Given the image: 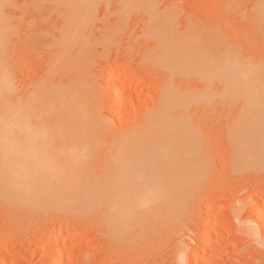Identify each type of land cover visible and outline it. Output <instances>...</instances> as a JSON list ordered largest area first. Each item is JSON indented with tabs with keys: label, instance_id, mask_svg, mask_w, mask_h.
Here are the masks:
<instances>
[{
	"label": "rangeland",
	"instance_id": "1",
	"mask_svg": "<svg viewBox=\"0 0 264 264\" xmlns=\"http://www.w3.org/2000/svg\"><path fill=\"white\" fill-rule=\"evenodd\" d=\"M3 1L6 3L0 1V41L2 40V46H0L4 51L3 57L8 69L14 66L12 69L15 71V77L12 78L15 80H13L15 86L20 87L19 90L22 89L21 86L33 82L42 74L45 65L47 66L46 62L48 63V59L54 53L53 51L58 49L59 41L63 36L65 38L66 34L63 35L64 22H67L68 25L70 20L74 22L73 16H76L75 12H79L78 18L75 17L78 22L81 21V16H86V13H89L90 16L86 18H90L88 22L91 25L88 23L89 26L87 24L88 27H86L82 21L77 25L82 24L86 30L85 35L87 33L90 35V37L84 36L87 37L86 39L89 38L85 44H90L91 51L94 49L91 53L90 48H87L89 45L86 44V48L84 46L85 53L88 52L87 55H89L86 57L89 65L87 70L92 73L94 82H98V88L102 87L98 93L103 102L101 113L103 117L106 116L105 118L109 119L113 128H117L115 131L123 129L133 118L134 120L135 117L139 118L142 111L157 103L159 88H161L159 84L164 76H168L169 72L159 63L145 61L147 51L153 45L155 38L144 31L148 27L151 17L145 10L149 8L147 4V8H144L146 3H142L144 0L137 5H132L131 0H91L89 9L79 3V0ZM258 1L233 0L232 4L231 0H155L156 15H158V11L161 15L165 11L164 8L172 9L171 6L179 13L176 14L178 17L176 16L172 22L176 24V20H178L179 25H176L179 29L175 27L176 30L184 29L186 22L193 15L198 20L200 18L203 21L207 20L206 22L210 24L209 27L215 25L214 27H217L219 31H224L225 35H229L238 46L240 45L243 52L245 50L247 54L253 52L252 54L261 56V53L264 54V25L260 26L262 23L259 20L261 16L257 11ZM82 20L84 19L82 18ZM73 22L71 23L73 24ZM198 23L200 26V22ZM115 24L119 25L117 30H115ZM65 26L67 27L66 24ZM33 28L37 30H33ZM105 29L111 30L106 31ZM104 30L106 35L102 32ZM34 31L39 35L36 36ZM107 33L109 36L111 34L110 38ZM30 34H34V36ZM105 36L109 39H106L108 41H105L106 43L102 39ZM260 51L262 52L260 53ZM121 71L126 76L128 75L129 79L122 78L123 82L120 80L121 86H125V89L118 93L123 103L114 112L111 110V97L109 98L105 93L111 78L116 72L121 73ZM190 79L188 82L194 84V87H200L195 84H202L199 79ZM219 86L215 83L210 88L219 91ZM201 102L194 103L196 105L191 106L194 110L191 108L190 110L194 121L196 120L198 125L200 124L203 131L205 129L204 134L211 136V138L208 136L210 141L207 142L208 148L211 152L213 151L211 160H214L212 161L214 165L211 166L209 163L211 172L208 171L205 178L198 180L193 185V193L187 197L188 199H185L182 213L170 212L168 217L159 218V220L155 217V221L153 220L151 225L144 226L141 231H138L139 234L133 241H129V235L134 227L127 224L119 230V233L110 234L105 221L107 207L101 191L104 185V165L112 152V144L109 146L108 144L113 141V136L111 139H108L111 135L106 136L108 137H105L106 139L102 137L104 142L96 145L95 150L94 148L88 149L89 151L74 149L70 152L67 148L58 147L55 153L36 147L17 152L16 157L20 163L47 156L53 161L52 165L66 163L71 168L70 174L65 175L59 172L54 179L45 181L43 186L32 188L25 194L27 203L19 202L18 198L14 197L10 191L9 184H13L14 181L7 173L10 152L1 141L0 264H56V261H59L57 264H181L182 261L178 263L177 258L181 251L182 254H186L185 258L188 259V261L185 259L187 262L184 260L182 264H206V262L212 264V259L215 256L219 258L216 264L219 262L220 264L222 262L229 264L226 262L228 259L230 264H262L264 262V225L260 224L262 228L260 226L257 233L258 239H263L261 240L263 244L256 237L248 234L244 225L251 224V222L248 223V220L252 223L258 222L255 221V213H253L254 209L252 210L251 205H253L254 198L259 196H257V190L261 191L260 187L264 189V171L256 173L247 167L236 170H230L228 166L227 169L225 168L228 165V157H226L228 148L225 149L228 146L225 136L226 129H228L230 120L233 121L234 116L244 107L245 100L235 94L229 99L217 95L209 106ZM49 151H51L50 154ZM224 151L226 155H224ZM53 153L55 154L52 155ZM81 160L91 162L86 165ZM262 191L264 192V190ZM262 201H264V197ZM263 204L264 202L262 206ZM262 206L256 211L262 212L263 210L264 212V206ZM237 208L240 209L238 216L234 213ZM205 222H210L211 229L214 227V237L211 248L209 250L207 248L203 253L205 248L202 243L200 244L199 238L202 235V227L205 226ZM68 232L71 233L68 235ZM217 239L219 240L217 241ZM2 241L6 243L4 244ZM51 242L54 244L50 245ZM7 247L8 250H4ZM216 248H218L217 251H215ZM253 252L257 254L255 255ZM239 254L243 257H240ZM211 257L213 258L211 259ZM54 258L57 260L54 261Z\"/></svg>",
	"mask_w": 264,
	"mask_h": 264
},
{
	"label": "bare ground",
	"instance_id": "2",
	"mask_svg": "<svg viewBox=\"0 0 264 264\" xmlns=\"http://www.w3.org/2000/svg\"><path fill=\"white\" fill-rule=\"evenodd\" d=\"M0 1L4 2L3 0ZM131 1L132 5H137L143 0ZM144 2H146L144 8L149 7L145 10L151 16L149 23L147 22L148 27L144 31L155 38L153 45L147 51L145 61L159 63L166 68L169 74L166 71L168 76H164L159 84L161 88H159L157 103L155 102L156 104L145 109V111L141 110L139 118L135 117V120L133 118L121 130L115 131L117 128H113L109 119L105 118L106 116L103 117L101 113L103 102L98 94L102 87L99 85L101 88H98V82H94L92 73L87 70L89 65L86 57L89 55H87V50L85 53L84 46L86 48V44H88L87 48H90L89 43L85 44L86 40L89 39L86 38L90 35L88 33L85 35V27L83 28L82 24L77 25V23L80 24L82 21L86 27L91 25L88 22L89 13H86V16H81V21L78 22L76 19L79 12H75L77 14L74 15L77 18L73 16L74 22L70 20V23H76L75 25L70 24L69 20V25L64 22L67 27L65 24L63 25L65 27H62L64 29L63 35L66 34L67 36L65 35V38L63 36L59 41L58 49L53 51L54 53L52 52L53 55L48 59L49 61L47 60V66L45 65L42 74L37 78L33 77L35 78L33 82L29 83V81V84L21 86V90H19L20 87H16L18 85L15 86V80L12 78L15 77V71L12 69L14 66L10 67L11 70L8 69L9 67L3 57L4 51L1 49L2 40L0 41V142L2 141L1 143L6 145L10 152L7 161V173L9 177L14 179L13 184H9L11 193L18 198L19 202L27 203L25 194L32 188L43 186L45 181L54 179L59 172L68 175L71 171L70 166L66 163L52 165L53 161L47 156L20 163L16 157L17 152L36 147L53 152L58 147L67 148L70 152L74 149L89 151L100 142H104L102 137L111 135L108 136L109 138L106 137L111 139L113 136L114 139L111 140L112 142L109 140L111 143L108 146L112 144V152L104 165V185L101 191L107 207H105V221L110 234L119 233V230L127 224L134 227L131 235H129V241H133L137 237L141 228L151 225L153 220L155 221V217L159 220V218L168 217L170 212L182 213V209L185 207V199L193 193V185L198 180L205 178L208 171L211 172L209 163L212 166L213 151L211 152L207 145L211 136L208 135V137L207 134H204L205 129L203 131L202 127L199 126L200 124L198 125L197 121H194V116L191 117L190 108L193 109L191 106L196 105L194 103L202 101L201 103L209 106L217 95L224 96L226 99L235 94L242 97L245 100L244 107L234 116L233 121L230 120L228 129H226L225 136L228 146L225 149L228 148V151L226 150L228 152L226 156L228 157V165L225 168L227 169L228 166L230 170H236L247 167L256 173L264 171V54L261 53L262 51H260L261 56H259L260 54L258 56L252 54L253 52L247 54L245 50L243 52L242 48L239 47L240 45L238 46L229 35H225L224 31H219L217 27H214L215 25L209 27L210 24L206 22L207 20L203 21L200 18L202 23L196 16H194L195 19L192 14L190 16V18L193 17L192 19L189 17L188 21L186 19V27H182L184 29L181 31L176 30L178 20L175 19L176 24L172 22L177 16L176 14L179 13L173 9V6H171L172 9L167 7L169 10L164 8L165 11L161 15L158 11V16L156 15L155 0H144L142 3ZM232 2L233 0H231ZM79 3L86 9L91 6V0H79ZM69 10L68 8V12ZM257 11L261 16L259 20L262 24H259L262 26L264 25V0L258 1ZM87 16L89 17L86 18ZM123 19L125 18L123 17ZM197 20L200 22V26ZM120 22L119 25H121ZM119 25H116L115 30L118 29ZM33 30L37 29L33 28ZM105 30L102 31L104 35H106V31L111 29ZM34 32L36 36L39 35L36 31ZM30 35L34 36V34ZM110 36L108 35L109 38ZM98 37L100 38V36ZM102 39L105 42L107 36ZM97 40L99 41V39ZM11 63L13 64V62ZM118 72H114L115 75L110 77V85L107 91L105 90L106 96L111 97V110L114 112L123 103L118 93L120 90H124L125 86H121L120 80L128 78V75L126 76L122 71L121 73ZM190 78L199 79L202 84L195 85H200V87H194V84H190L188 80ZM215 83L220 85L219 91L211 89L213 87L211 85ZM128 116L130 117V115ZM227 123L229 122L227 121ZM224 155H226L225 151ZM81 161L82 163L85 162L84 164L91 162ZM260 188L261 191L257 190V196H259L254 198L253 205H251L252 210L254 209L255 221L258 222H253V224L252 221L248 220V223L251 222V224L246 225L244 223L247 233L257 239L260 224L264 225L263 210L262 212L256 211L264 202L262 201L264 197L262 190L264 189ZM238 212H240L239 208L234 213L238 216ZM205 223L199 238L200 244L202 243L205 248L203 253L207 248L208 250L211 248L214 237V227L211 229L210 222ZM261 240L259 241L263 244ZM52 244L54 243L51 242L50 245ZM187 244L189 245V243ZM4 250H8V247ZM217 250L218 248L215 251ZM198 251L200 250L198 249ZM255 252L253 254L256 255ZM179 253L178 257L176 256L178 263L181 261V264L184 263L185 259L188 261L185 258L186 254H182V251L181 254ZM221 253L223 254V252ZM240 257L243 256L240 255ZM198 258L200 259V257ZM214 258L212 264L218 263L217 259L219 258ZM54 259V261L57 260ZM228 260L226 262L230 264ZM237 260L235 262H238ZM57 262L59 261H56V264Z\"/></svg>",
	"mask_w": 264,
	"mask_h": 264
}]
</instances>
